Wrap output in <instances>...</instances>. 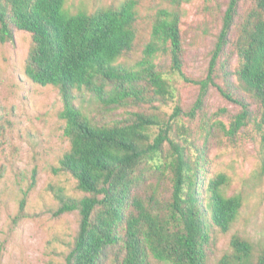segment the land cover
Here are the masks:
<instances>
[{
  "label": "trees",
  "instance_id": "1",
  "mask_svg": "<svg viewBox=\"0 0 264 264\" xmlns=\"http://www.w3.org/2000/svg\"><path fill=\"white\" fill-rule=\"evenodd\" d=\"M189 1L167 0L168 5L156 11L141 57L127 64L119 59L134 48L136 0L76 13L64 8L65 0H0V43L11 41L14 30L28 32L24 73L35 84L56 87L62 104L59 116L69 148L52 172L70 174L83 192L75 197L48 185L58 204L53 215H78L65 264H99L111 245L120 246V264H148L149 256L169 264H204L213 227L226 232L237 215L242 198L222 192L227 175L205 178L204 145L191 137L188 127H173L157 112L173 99L175 88L156 57H168L170 71L198 83L202 93L212 80L210 67L201 81L182 71L179 7ZM238 2L228 0L210 65L228 42ZM236 30L234 75L239 88L260 106L255 128L264 169V0H250ZM217 87L240 107L229 122L228 133L234 134L248 122V103ZM83 92L104 107L148 103L155 110L129 111L125 118L99 124L75 103ZM178 113L175 108L173 115ZM153 126L158 128L155 135ZM172 130L177 133L171 135ZM162 165L171 174L168 195L140 193L147 175ZM230 245L239 254L234 256L238 264H264V250L250 260L248 240L233 235Z\"/></svg>",
  "mask_w": 264,
  "mask_h": 264
},
{
  "label": "rangeland",
  "instance_id": "2",
  "mask_svg": "<svg viewBox=\"0 0 264 264\" xmlns=\"http://www.w3.org/2000/svg\"><path fill=\"white\" fill-rule=\"evenodd\" d=\"M123 0H65L70 13L94 11L114 6ZM137 22L133 50L119 59L133 64L142 55L150 35L151 23L167 0H136ZM228 0H190L179 7L182 40V71L188 78L204 80L211 70V82L204 92L198 83L183 81L170 71L169 59L158 56L159 69L174 85V97L158 108V114L173 127L184 125L207 153L205 178L222 172L228 181L225 195L240 194L242 203L226 232L213 227L204 264H238L239 254L230 245L233 235L251 244L250 260L264 250V169L260 160V136L255 128L260 106L239 88L234 70L238 60L234 48L237 26L250 6L239 0L228 42L210 65L216 36ZM28 32L14 30L13 39L0 43V264H65L78 227L76 211L53 215L57 201L48 185L60 186L70 196L83 192L74 178L53 173L52 167L69 148L59 116L62 104L56 87L33 83L24 73V60L30 46ZM229 89L233 96L248 103L246 125L229 134V122L240 107L225 99L218 90ZM201 97V102L197 103ZM75 103L95 122L112 123L125 118L129 111H153V105L104 107L88 93H79ZM154 105H157L154 104ZM175 108L178 115H173ZM158 128L153 126L151 134ZM174 130L171 135H174ZM171 174L162 165L150 172L139 192L156 190L167 196ZM120 246L106 247L99 264H120ZM148 264H169L148 258Z\"/></svg>",
  "mask_w": 264,
  "mask_h": 264
}]
</instances>
